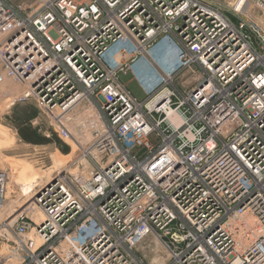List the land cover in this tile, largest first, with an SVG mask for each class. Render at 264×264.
Segmentation results:
<instances>
[{
  "label": "built area",
  "instance_id": "obj_1",
  "mask_svg": "<svg viewBox=\"0 0 264 264\" xmlns=\"http://www.w3.org/2000/svg\"><path fill=\"white\" fill-rule=\"evenodd\" d=\"M231 10L0 0V101L79 151L13 200L0 168V264H264V31Z\"/></svg>",
  "mask_w": 264,
  "mask_h": 264
},
{
  "label": "rangeland",
  "instance_id": "obj_2",
  "mask_svg": "<svg viewBox=\"0 0 264 264\" xmlns=\"http://www.w3.org/2000/svg\"><path fill=\"white\" fill-rule=\"evenodd\" d=\"M10 1L14 4H18L27 3L29 0ZM211 1L228 11V14L233 12L231 10V4H233L235 0ZM248 1L250 2L249 14L251 19L257 21L264 31V13L262 11H258L261 9L257 6L255 2L256 0ZM124 78L126 79V77ZM133 82L137 85H134ZM133 82H128V87L131 88L134 95H136L140 100L144 94L143 87L140 83H137L136 81ZM15 96L16 93L13 92L10 94V98L7 96L6 99L3 98L0 101V168L9 172L10 179L7 188V196L12 198V200L14 199L15 194L18 193L19 189H26L24 186L21 187L22 181L19 177L23 168L29 170L34 169L39 174L42 172L45 174L51 167L52 159L54 157L58 156L62 161L65 156H68L71 153L70 147H68V153H63L58 145L53 141L46 144H33L28 143L21 138L18 132V125L30 126L35 129L38 135L45 137L42 129L49 128V123L45 116L39 112L33 101H26L24 103H15L11 105ZM80 111L81 109L78 110V112ZM35 117H38L37 121L41 128L38 124H32L30 122ZM54 137L56 136L54 135ZM74 149L75 152L73 158H75L79 153L77 146ZM65 160L66 162L64 165L68 164L67 161H69V158L64 159V161ZM145 245H148L145 249H143L142 246H138L137 248L139 252L143 251V260L145 262H151L156 255H160L161 258L166 256L164 250L160 245L155 243V240L150 239Z\"/></svg>",
  "mask_w": 264,
  "mask_h": 264
},
{
  "label": "bare ground",
  "instance_id": "obj_3",
  "mask_svg": "<svg viewBox=\"0 0 264 264\" xmlns=\"http://www.w3.org/2000/svg\"><path fill=\"white\" fill-rule=\"evenodd\" d=\"M241 5L242 4H240L239 7H241ZM74 152H75V149L73 150L72 154L64 157V159L69 158V161H67V163H70V162H72L74 160V158H73ZM64 159L61 161L58 156L54 157L52 159L51 167L49 168L48 172L45 173V174L43 172L41 174H39L34 169H30L29 170V169L23 168L21 170V173L19 174V177L21 178L22 185L26 188L25 190H28L31 187L33 182L38 181V180H42V182L44 183L45 176L49 178V174H52L55 171L58 172V170L60 168H62V166L66 162V160L64 161ZM42 182H40V184ZM19 183H20V181H19Z\"/></svg>",
  "mask_w": 264,
  "mask_h": 264
},
{
  "label": "trees",
  "instance_id": "obj_4",
  "mask_svg": "<svg viewBox=\"0 0 264 264\" xmlns=\"http://www.w3.org/2000/svg\"><path fill=\"white\" fill-rule=\"evenodd\" d=\"M18 132L21 138L28 143L46 144L53 141L58 145L63 153H68L69 151L68 147L61 143L56 137H54V135L51 136L52 138L40 136L36 133L35 129L31 128L30 126L18 125Z\"/></svg>",
  "mask_w": 264,
  "mask_h": 264
},
{
  "label": "water",
  "instance_id": "obj_5",
  "mask_svg": "<svg viewBox=\"0 0 264 264\" xmlns=\"http://www.w3.org/2000/svg\"><path fill=\"white\" fill-rule=\"evenodd\" d=\"M249 3V4H248ZM241 5V7H239ZM248 5V6H247ZM231 8H237L240 12H243L247 14L250 17L249 9H250V2L248 0H235L233 4H231ZM261 12V10H258ZM251 18V17H250ZM255 21V20H254ZM257 22V21H256ZM163 99V96H161L158 99V103H160Z\"/></svg>",
  "mask_w": 264,
  "mask_h": 264
},
{
  "label": "crops",
  "instance_id": "obj_6",
  "mask_svg": "<svg viewBox=\"0 0 264 264\" xmlns=\"http://www.w3.org/2000/svg\"><path fill=\"white\" fill-rule=\"evenodd\" d=\"M131 82H132V81H131ZM131 82H130V83H131ZM133 83H134V85H137V84H135V82H133Z\"/></svg>",
  "mask_w": 264,
  "mask_h": 264
},
{
  "label": "snow or ice",
  "instance_id": "obj_7",
  "mask_svg": "<svg viewBox=\"0 0 264 264\" xmlns=\"http://www.w3.org/2000/svg\"><path fill=\"white\" fill-rule=\"evenodd\" d=\"M154 167H155V165H154Z\"/></svg>",
  "mask_w": 264,
  "mask_h": 264
}]
</instances>
